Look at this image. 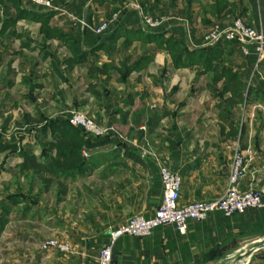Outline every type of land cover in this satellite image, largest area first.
<instances>
[{
	"label": "crops",
	"instance_id": "crops-1",
	"mask_svg": "<svg viewBox=\"0 0 264 264\" xmlns=\"http://www.w3.org/2000/svg\"><path fill=\"white\" fill-rule=\"evenodd\" d=\"M167 1L162 0L160 5H156L159 8L157 14L163 13V8H177L172 11L171 17L161 15L168 18L165 24L184 23L188 43L193 47L200 45L212 26L202 22L201 8H205L207 1L191 6L195 12L191 24L179 12L187 8L185 0H180L175 6L169 5ZM137 2L127 1L123 8L125 10L106 20L107 17H101L100 8L91 0H63L59 4L62 11L54 10L58 15L53 22L65 16L67 11L91 24L106 22L110 29L119 21L121 14L128 10L125 24L131 27L138 25L141 18L137 7L143 10L141 2ZM229 2L241 11L246 9L240 18L246 24L264 27L263 15L262 19L260 16L264 0ZM26 4L28 7L34 6ZM5 15V9L0 8L1 138L4 143H16L19 151L32 148L43 159L51 137H39L37 129L31 130L29 124L24 122V116L28 114L35 118L43 114L51 119L67 121L72 106L62 101L63 108H59L58 101V111L49 106L50 109L45 112L39 106L25 112L21 107L17 111H10L5 103L9 98L14 100L15 92L24 93L23 98L28 101L39 102L36 90L43 88V85L53 84L59 92L63 82L68 84V81L74 80L73 75L78 71H85L86 74L87 67L79 66L69 74L64 73L66 65L62 61L69 55L68 49L54 41L48 43L45 52H41L36 43H39L38 23L21 21L15 28L1 34ZM229 19L223 23L231 22ZM178 26L183 27V24L172 27L181 28ZM77 30L90 32L82 27H77ZM240 51L242 55L236 59L235 65L247 75L251 95L250 102L237 107L234 112V121L240 130L236 136L229 133V128L222 132L223 123L219 120L217 101L212 100L207 81L204 80L206 76L198 78L203 85L201 88L195 92L192 88L187 93L185 90L188 87L195 86L197 70L171 69L172 72L164 74V67L170 65V60L163 52L157 54L154 62L162 65L159 67H163V71L158 70L153 75L150 70L153 63L146 72L132 74L125 84L117 80L118 74L114 75L105 86L100 83L108 95L102 99L98 97L95 103L85 94L76 97L79 100L73 107L90 112L102 124L115 126L137 147H116L111 141L83 150L86 167L83 173L66 180L67 193L60 199L56 187L41 192L43 186H37L32 192L29 212L20 214L17 211L10 216L0 240V264H97L100 250L109 243L112 231L135 215L153 217L161 205L163 185L160 163L182 176L180 205L214 201L227 188L233 155L239 146L245 155L252 151V156L246 159L249 170L241 183V189L264 191V59L260 60L254 50L250 55H245L241 48ZM102 53H99L102 60L109 61ZM55 54L61 60L58 67L65 74L64 78L61 72L51 66ZM45 62L52 69L42 70L40 65ZM171 75L174 79L170 86H166L164 79L160 78ZM180 76H187L192 85L184 86ZM149 78H153V83ZM61 93L66 99L69 98L66 89ZM193 93L197 97L204 96L206 100H200V97L197 102L191 100ZM17 101L18 104L22 103L19 99ZM127 150L133 155L127 156ZM21 162L18 151L0 154V188L12 178V171ZM21 220H26V228H18L24 223L22 221L20 224ZM259 229H264V210L249 209L229 218L215 212L203 222H190L184 235L174 226H164L155 229L148 238L124 236L114 247V259L119 264H264V247L247 259L237 261L253 244L264 240L259 234L249 235ZM49 239L69 242L73 252H43L41 244ZM228 240L230 242L224 245ZM217 247L222 248L215 257L205 261L207 254Z\"/></svg>",
	"mask_w": 264,
	"mask_h": 264
},
{
	"label": "trees",
	"instance_id": "trees-1",
	"mask_svg": "<svg viewBox=\"0 0 264 264\" xmlns=\"http://www.w3.org/2000/svg\"><path fill=\"white\" fill-rule=\"evenodd\" d=\"M91 1L98 8L105 6L111 8L106 20H110L113 14L125 10L123 8L127 2V0ZM179 1L170 0V4L175 6ZM185 1L187 8L180 9L179 12L191 24L195 18L194 8L191 6L203 0ZM206 1L205 8H201L202 22L212 25L211 28L216 23L224 24L223 22L228 18L232 21L240 19L246 13V9L241 11L240 8H234L229 0ZM161 3L162 0H154V2L152 0L142 2L141 0L144 14L153 18H162L161 15L166 13L157 14L159 8H156V5ZM0 8L6 11L1 34L10 28H15L21 21L40 24V42L36 43L41 52H45L49 47V42L56 41L65 46L69 55L62 61L66 65L64 73L69 74L79 66H86V78L89 80L87 92L96 98L102 99L108 95L106 89L102 90L100 83L105 86L114 75L118 74L117 80L125 84L132 74L146 72L155 62L158 53H166L170 60V65L166 67L170 66L173 70H197V78L206 76L207 88L212 99L217 101L219 120L223 123L222 132L229 128V133L233 136L239 134L240 130L234 121V112L237 107L250 102L251 87L248 88L247 75L239 71L235 65L236 59L242 55L237 41L219 40L209 47H202L201 44L193 47L188 43L184 23H175L183 24V27L180 26L179 29L173 28L171 26L173 24H163L156 29H151L145 27L141 16L138 25L130 27L125 24L129 16L128 10L121 14L119 21L105 34L97 36L91 32L85 33L77 30L67 15L63 16L64 18H58L54 23L58 12L45 11L34 6L28 7L23 0H0ZM176 9L170 8L171 11ZM100 52H103L109 61H103L99 55ZM120 54L123 58L116 62L114 56ZM46 56L48 58V54ZM60 61L56 54L52 57L51 66L59 72H61L58 67ZM64 75L61 77L64 78ZM32 89L34 90L35 87ZM24 122L29 124L31 130L37 129L39 137L47 139L50 136L51 140L45 147L47 154L40 159L32 148L19 151L16 143H4L0 134V154L18 151L22 159L13 173V180L4 188L2 200H0V240L13 213L18 211L20 214H26L29 212L30 201L33 199L32 192L37 186H43L40 189L41 192L43 190L48 192L56 187L60 199L67 193L66 180L78 173H83L86 167L83 150L113 141L109 137H89L82 129L70 125L68 121L51 119L43 114L35 118L26 114ZM244 129L245 127L242 133ZM126 155L133 154L127 150ZM21 181H25L26 184L22 185ZM25 187L28 190H25ZM11 188H15L14 192ZM22 206L24 208H21ZM256 234L264 237V229L255 230L249 235ZM228 242L230 240L224 245ZM222 247L213 249L207 254L205 261L210 257H215L214 255Z\"/></svg>",
	"mask_w": 264,
	"mask_h": 264
},
{
	"label": "built area",
	"instance_id": "built-area-1",
	"mask_svg": "<svg viewBox=\"0 0 264 264\" xmlns=\"http://www.w3.org/2000/svg\"><path fill=\"white\" fill-rule=\"evenodd\" d=\"M63 0H23L25 3L37 6L45 11H62L59 7ZM140 15L143 17L147 28L156 29L165 24L168 18H153L145 15L140 7ZM74 26L82 27L97 36H102L109 30V24L104 22L98 25L91 24L76 14L65 12ZM219 40L237 41L242 52L250 55L252 50L264 59V27H252L242 19H235L229 23H216L202 39L201 46L209 47ZM70 125L82 129L92 138H111L116 147H137L120 130L113 125H105L90 117L84 111L72 110L67 114ZM2 133L0 126V134ZM247 156H252V151L245 155L237 146L232 164L229 170L228 185L225 192L214 201H195L187 205H180L183 179L179 173L172 171L164 163H160V174L163 185V200L155 214L151 218L143 215H135L125 224L110 234V241L104 245L99 253L97 264H119L114 259V247L119 239L124 236L148 238L157 228L174 226L184 235L187 233L190 222H203L212 213L218 212L226 217H233L245 213L249 209L264 210V191L259 189L242 190L241 183L249 168L246 163ZM43 252H57L70 254L72 245L63 240L49 239L41 244Z\"/></svg>",
	"mask_w": 264,
	"mask_h": 264
},
{
	"label": "rangeland",
	"instance_id": "rangeland-1",
	"mask_svg": "<svg viewBox=\"0 0 264 264\" xmlns=\"http://www.w3.org/2000/svg\"><path fill=\"white\" fill-rule=\"evenodd\" d=\"M128 1V3H130V1H133V2H135L136 4H138V2H137V0H127ZM139 2H141V0H138ZM168 2V4L170 5V1L168 0L167 1ZM110 9L111 8H109V7H107V6H105V7H101L100 8V10H101V13H100V15H101V17L103 16V19H105L106 17H107V14H108V12H110ZM168 9H170V8H168ZM260 16H261V19H262V15H263V18H264V8H260ZM164 12L166 13V14H164V16L166 15V16H168V17H171L172 16V11L171 10H164ZM262 12V13H261ZM175 24V23H174ZM175 25H181V24H175ZM175 25H172V26H175ZM178 27H180V26H178ZM37 38V37H36ZM203 39V38H202ZM39 42H40V40L39 39H37ZM132 51H134L133 49H132ZM102 55H105L104 53H102ZM123 55H125L124 54V52H123ZM123 55L122 54H120L119 56H115V58L116 59H121V58H123ZM118 60H117V62H118ZM42 61V60H41ZM47 65H48V67H47ZM41 68H42V70L44 69H46V70H48L49 68H51V66H50V64L48 63V62H45V63H41ZM159 66H162V65H159V64H157V63H154L152 66H151V68H150V70H151V72H153V75L154 74H156V71H163V70H161V68H163V67H159ZM52 69V68H51ZM164 70L166 71L164 74H167L168 72L170 73V72H172L171 71V67L170 66H168V67H164ZM53 71V70H52ZM160 74V73H159ZM172 74V73H171ZM87 76H86V74H85V71H83V72H77L76 74H74L73 75V79L74 80H71L70 82L68 81V84L66 83H64L63 82V84H62V86H61V89L59 88V92H57V89H56V87L57 86H53V84H49V85H43L44 87L43 88H39L38 90H36V99L37 100H40L39 102H32V101H28V100H26L25 98H23V95H24V93H21V94H19L18 92H15L13 95H14V100L12 101L11 100V98H9V99H7V101H6V103H5V106H6V108H8L10 111H17V109H19L20 107L21 108H23V111H25V112H29L30 111V109H34V107H38L39 108V106H41L39 109H44V111L46 112V111H48L50 108H53L55 111H58V108H57V105H58V101H59V103H60V107L59 108H63V105H61V102L62 101H64V102H68V105L69 106H72L71 107V109L70 110H76V111H83V110H77V108H76V106L75 107H73L75 104H76V100L78 101L79 99H76V97H80V96H82V95H87V97L89 98V99H91V101L93 102V103H95V100H97V98L96 97H94L93 95H91L90 93H88L87 92V85H88V83H89V80L86 78ZM197 78V77H196ZM152 79V80H151ZM160 79H164V81H165V83H166V86H170L171 85V83H172V79H174V77H172V75L170 76V77H164V76H161V78ZM151 83H153L152 81H153V78H149L148 79ZM148 80H146L147 82H148ZM205 81H208L207 79H204ZM183 81V83H184V86H190V85H192L191 84V82L189 83V81H188V79H187V76H185V77H181L180 76V82H182ZM146 82V83H147ZM150 82H148L147 84H150ZM204 82V81H203ZM201 83V80L200 79H196L195 80V82H194V84H195V86L194 85H192L191 86V88L190 87H188L185 91L188 93V92H190V91H192V88H193V92H195V91H197L198 90V88H201L203 85H201L200 84ZM0 86L2 87V83H1V81H0ZM69 89H68V88ZM197 88V89H196ZM56 89V90H55ZM64 89H66V91H68V93H66L67 94V96H69V98L68 99H66L65 97H64V94L63 93H61V92H63L64 91ZM26 92V91H25ZM69 94V95H68ZM182 96L184 95L183 93H180ZM209 94V93H208ZM199 97H200V100H206L205 98H204V96H195V94L193 93L192 95H191V100H193V101H199ZM181 98H183V97H180V99ZM211 98V97H210ZM20 100L22 103H20V104H18V101L17 100ZM93 99V100H92ZM104 100V99H103ZM213 100V99H212ZM8 104V105H7ZM203 105H206V104H203ZM217 105V104H216ZM49 106H51L50 108H48ZM85 112V111H84ZM90 117H93L94 119H95V117L94 116H92L91 115V113L90 112H86ZM0 125H1V127H2V123L0 122ZM14 172L12 171V174H13ZM13 180V175H12V178L5 184L4 183V185L0 188V197H2V194H3V192H4V188H6L7 187V185L9 184V183H11V181ZM21 184L23 185H25L26 184V182L25 181H21ZM14 190H15V188H11V191H13L14 192ZM25 190H28L27 189V187H25ZM22 221H24V223H22ZM26 220H21L20 221V224H21V226H18V228H26V222H25ZM23 224H25V226L24 227H22L23 226Z\"/></svg>",
	"mask_w": 264,
	"mask_h": 264
},
{
	"label": "water",
	"instance_id": "water-1",
	"mask_svg": "<svg viewBox=\"0 0 264 264\" xmlns=\"http://www.w3.org/2000/svg\"><path fill=\"white\" fill-rule=\"evenodd\" d=\"M264 247V240H261L255 244H253V246L250 248V250L248 252H246L245 254H243L242 256L238 257V262H241L242 260L247 259L248 257H250L255 251H257L258 249Z\"/></svg>",
	"mask_w": 264,
	"mask_h": 264
}]
</instances>
